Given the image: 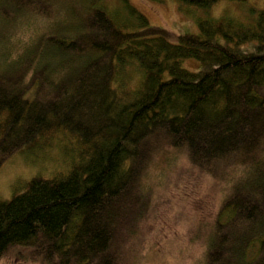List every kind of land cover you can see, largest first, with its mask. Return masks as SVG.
<instances>
[{"label": "trees", "instance_id": "1", "mask_svg": "<svg viewBox=\"0 0 264 264\" xmlns=\"http://www.w3.org/2000/svg\"><path fill=\"white\" fill-rule=\"evenodd\" d=\"M176 1L187 13L217 0ZM117 2L0 0V166L55 132L77 144L64 171L0 200V264L20 248L27 264H118L148 228L146 174L162 148L214 180L237 169L205 264H264V9L172 33Z\"/></svg>", "mask_w": 264, "mask_h": 264}, {"label": "rangeland", "instance_id": "2", "mask_svg": "<svg viewBox=\"0 0 264 264\" xmlns=\"http://www.w3.org/2000/svg\"><path fill=\"white\" fill-rule=\"evenodd\" d=\"M129 1L149 24L172 33L197 32L195 20L202 14L243 20L249 17V6L264 9V0H217L207 10L186 6L187 13L178 8L176 0ZM117 5V0H103L108 12ZM181 64L192 71L198 68L194 58H184ZM48 137L34 153H17L0 166V200L10 198L14 186L35 173L48 176L65 170L69 154L73 153L69 149L77 145L75 139L63 132ZM151 161L146 174L151 201V214L145 223L148 228H140L118 264H205L207 239L213 233L220 201L237 169L225 166L220 169L223 180H214L206 173L208 169H198L183 152L167 148L159 150ZM21 253H25L22 248L11 249L1 264H27Z\"/></svg>", "mask_w": 264, "mask_h": 264}]
</instances>
